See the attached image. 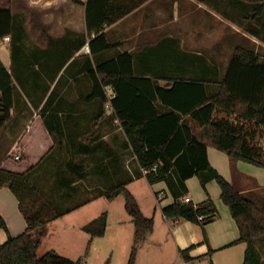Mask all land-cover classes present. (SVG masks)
Segmentation results:
<instances>
[{
    "label": "crops",
    "instance_id": "obj_1",
    "mask_svg": "<svg viewBox=\"0 0 264 264\" xmlns=\"http://www.w3.org/2000/svg\"><path fill=\"white\" fill-rule=\"evenodd\" d=\"M185 1L145 2L132 13L105 28L108 42L113 45L111 49L93 53L90 42L96 38V34L88 35L85 5L87 0H81V3L70 0H34V58L28 60L23 55L13 63L12 54L4 45L9 37L0 41V59L12 74L15 87L20 90L31 88L34 95L31 99L23 95L17 96L15 88L11 118L0 127V168L24 172L48 153L32 180L48 187L52 185V177L60 176L63 172V177L67 179L59 180L55 184L59 185L61 191L58 201L69 202L76 194L87 195V203L48 224L47 235L37 250L39 257L40 247L54 231L56 223L63 220L66 223L62 228L63 234L84 231V247L82 245L78 249V255L71 257L57 250L58 253L72 260L79 256L83 258L91 240L92 247L87 264H92L93 259L98 260V264L109 263L110 254L109 264H113L116 260V249L121 254V261L128 264L131 250L136 244L133 219L126 211V202L124 213L127 214H116L110 208L123 196L109 200L104 195L113 186L126 184L144 215L154 220L153 232L138 245L135 264L244 263L247 244L231 245L240 237L238 224L232 214L219 213L215 203V217L204 226L184 219H170L163 214V208L173 204L177 194L182 202L192 203L195 207H201L209 200L214 202L218 198L212 195L216 181L210 180L205 188L201 183L202 176L209 173L188 179L185 188L180 186L175 173L170 176L171 183L160 181L151 184L142 172L132 149L127 145V136L121 122L107 117L112 113L110 106L107 109V118L100 122L95 108H92L97 102H89L87 99L93 87L90 70L96 69L103 61L117 58L124 53L133 56L136 74L157 79L161 87L170 88L173 84L171 79L174 78L204 79L208 82V95L216 94L231 60L225 66L216 65L213 52L203 53L193 44L194 33L183 27L190 24L187 19L189 16H184ZM199 7L202 8L201 5ZM44 89L47 94L42 95L41 99ZM107 91L110 96L114 95L111 87ZM51 93H54L51 105L48 111L42 112ZM158 108L161 112L165 111L161 103H158ZM220 111L221 109L214 113L215 121L225 118L240 127L243 126L251 147L258 152L264 150L257 143L262 126H257L255 121L238 119L234 114ZM180 119L182 125L189 127L199 140L204 138L206 126L190 115H180ZM214 151L227 154L210 146L208 156L211 166V153ZM230 159L234 163L257 166L232 157ZM56 170L57 173L54 172ZM233 171L240 182L237 185L233 183L234 188L256 202L264 214L262 181L250 172L239 170L238 164ZM195 178L199 180L203 192H199L192 182ZM141 181L146 184H140ZM186 197L191 198V202H186ZM105 198L109 201L110 209L106 211L107 228L103 236H93L84 230L101 215L88 221H81L80 218L72 221L65 219L72 212L84 209L87 204L91 205L92 202L96 203ZM194 199L197 200L196 205ZM0 215L8 228L0 229V245L7 242L10 236L16 237L26 231L28 224L20 211L19 201L7 186L0 189ZM260 245L258 242L255 244L259 256ZM50 250L47 248L43 255ZM184 251H188L190 259L184 257Z\"/></svg>",
    "mask_w": 264,
    "mask_h": 264
},
{
    "label": "trees",
    "instance_id": "obj_2",
    "mask_svg": "<svg viewBox=\"0 0 264 264\" xmlns=\"http://www.w3.org/2000/svg\"><path fill=\"white\" fill-rule=\"evenodd\" d=\"M70 1L81 3V0ZM147 1L149 0H87L85 5L88 35L96 34V38L90 42L92 52L111 49L113 45L108 42L105 28ZM243 1L255 5L254 18L264 13L262 0ZM16 30L15 16L11 8L0 0V41L14 35ZM11 53L14 58L16 55L13 46ZM90 76L93 87L87 96L88 101L98 103L97 114L100 122L107 117L121 122L127 136V145L132 149L142 171L156 168V171L145 175L148 181L151 184L160 181L171 183L170 176L175 173L178 183L185 188L188 179L208 172L207 176H202V186L205 188L210 180H215L220 185L222 200L230 207L239 227L240 237L231 245L247 244L243 264H262L255 244L264 243L263 211L256 202L238 192L211 166L208 148L216 147L235 160L264 167L260 152L251 147L243 126L240 127L225 118L217 121L213 119L214 113L221 109L229 115H236L238 119L255 121L257 126L264 128V61L254 51L237 48L219 91L212 96L208 95V82L204 79L174 78L171 79L172 86L164 88L158 85L157 79L136 74L130 53L103 61L96 69L90 70ZM108 87L112 88L113 96L109 95ZM14 95V78L0 59V127L11 118ZM53 96L54 93H51L42 112L48 111ZM158 103L164 107V112L159 110ZM108 105L112 113L106 117ZM179 114L190 115L206 126L202 140L189 127L182 125ZM47 155L48 153L24 172L0 168V189L7 186L13 191L28 224L23 234L10 236L7 242L0 245V264H87L92 247L91 240L85 256L79 260L69 259L55 250H50L41 257L37 255V250L47 235L48 224L88 202L77 200L75 206L64 212L55 211L54 201L48 200L44 189L32 180ZM62 173L59 174V180L64 178ZM104 195L109 200L118 196L125 198L126 211L135 225L136 242L128 264H135L138 245L153 232L154 220L144 215L126 184L113 186ZM215 213L212 200L201 207H195L192 203L182 202L178 194L173 204L163 208V214L167 218L184 219L203 226L213 221ZM106 228L105 212L84 229L93 236H103ZM0 229L8 230L1 215ZM183 255L190 259L188 251H184Z\"/></svg>",
    "mask_w": 264,
    "mask_h": 264
},
{
    "label": "rangeland",
    "instance_id": "obj_3",
    "mask_svg": "<svg viewBox=\"0 0 264 264\" xmlns=\"http://www.w3.org/2000/svg\"><path fill=\"white\" fill-rule=\"evenodd\" d=\"M6 5H8L14 16L17 30L15 34L9 37V44L6 42L5 48L11 53V47H15V57L13 58V63L17 62L18 58H22L25 55L28 60L34 58V0H1ZM185 1V0H184ZM186 2V3H185ZM184 3L185 17L189 19L190 24L183 25L185 30L194 33L193 44L197 49L203 53L207 51L213 52L215 55V63L219 66L227 65L228 61L232 59L237 48H245L247 50L254 51L262 61H264V13L257 17H253L254 4L243 1V0H186ZM261 2H264L262 0ZM202 6V8L199 7ZM208 10V11H207ZM208 12V14H206ZM185 19V18H184ZM186 20V19H185ZM197 39V40H196ZM23 61V60H22ZM14 73V72H13ZM17 90V96H25L29 99L34 96L31 88H23ZM42 93V92H41ZM47 90L44 89V94H41V99L46 96ZM15 95V96H16ZM43 95V96H42ZM98 103L93 105L95 112H98ZM109 105L107 106L108 109ZM111 108V107H110ZM257 143L264 149V128L261 131V135L257 140ZM260 159L264 162V150L260 151ZM211 163L232 185L238 182V176L233 171L236 169L238 164L239 170H244L245 173L253 174L258 180H261L264 184V167L253 166L247 163H237L231 161L230 157L220 151H214L211 153ZM234 167L232 168L231 166ZM57 173L58 171H54ZM143 172V171H142ZM237 172V171H236ZM59 176L56 175L52 177V185L46 187V184L37 182L34 179V183L39 187L44 189L46 193V198L55 203L56 212H64L69 207L75 206L77 200L87 201V195H81L73 197L69 202L58 201L59 197V185L55 186V183L59 180ZM67 178H62L64 181ZM145 183V181L139 182ZM199 192L201 190V184L197 178L192 181ZM62 188V187H60ZM212 195L216 196L214 203L219 211L223 214H232L230 207L227 206L222 200L221 187L217 182H214ZM42 189V190H43ZM63 189V188H62ZM83 197V198H82ZM165 200V199H164ZM164 200L162 203H164ZM124 197H121L116 201L113 207H110L109 201L105 198L103 200L92 202L91 205L87 206L79 212H72V215L66 220H78L88 221L96 216L105 213L108 209L112 208L115 210L116 214L124 211ZM196 205L197 200L194 199ZM156 204V202H155ZM110 207V208H109ZM127 214V213H124ZM100 216V217H101ZM127 216V215H126ZM264 216V214H263ZM65 221L60 220L56 223L54 231L51 235L44 241L43 245L40 247L38 254L43 255L47 248L51 250H59L62 253H66L68 256H75L79 253V248L84 247L82 244V239L84 231H71L69 233L63 234V226ZM85 230V229H84ZM62 231V232H60ZM87 232V231H86ZM260 245V257L262 258L261 263L264 264V243L258 242ZM83 249V248H81ZM87 250V249H86ZM133 250V248H132ZM131 250V252H132ZM111 251V250H110ZM116 249L115 252V262L113 264H124L121 261L119 255H121ZM86 253V252H85ZM85 253L83 257L85 256ZM82 258L79 256L76 260ZM75 260V259H73ZM109 263H111V254L108 258ZM108 262L106 264H109ZM92 264H98V260L92 261Z\"/></svg>",
    "mask_w": 264,
    "mask_h": 264
},
{
    "label": "built area",
    "instance_id": "obj_4",
    "mask_svg": "<svg viewBox=\"0 0 264 264\" xmlns=\"http://www.w3.org/2000/svg\"><path fill=\"white\" fill-rule=\"evenodd\" d=\"M7 39H9V38H7ZM86 48L89 49V47H86ZM152 171H156V168H153ZM152 171H151V170H145V169H143V173H144L145 175L151 173ZM185 201H186V202H191V198L186 197V198H185Z\"/></svg>",
    "mask_w": 264,
    "mask_h": 264
}]
</instances>
